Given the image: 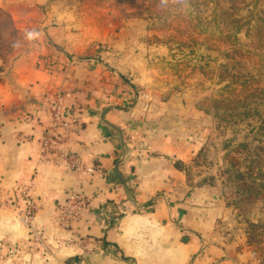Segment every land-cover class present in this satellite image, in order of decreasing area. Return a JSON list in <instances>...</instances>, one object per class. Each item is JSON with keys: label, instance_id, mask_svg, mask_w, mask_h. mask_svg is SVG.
Instances as JSON below:
<instances>
[{"label": "crops", "instance_id": "0c3cea01", "mask_svg": "<svg viewBox=\"0 0 264 264\" xmlns=\"http://www.w3.org/2000/svg\"><path fill=\"white\" fill-rule=\"evenodd\" d=\"M67 3L0 0L11 24L0 39V189L29 185L36 204L27 218L23 201L8 207L0 193V264H242L223 203L190 184L199 148L185 93L157 77L139 42H124L126 22ZM57 91L70 94L57 149L93 174L39 157L44 99ZM106 107L121 136L100 123ZM73 193L86 204L65 227Z\"/></svg>", "mask_w": 264, "mask_h": 264}, {"label": "rangeland", "instance_id": "374dc122", "mask_svg": "<svg viewBox=\"0 0 264 264\" xmlns=\"http://www.w3.org/2000/svg\"><path fill=\"white\" fill-rule=\"evenodd\" d=\"M66 6L109 12L114 26L126 22L124 42H139L137 52L157 77L190 97L199 148L190 184L206 186L223 203L238 261L264 264V0H69ZM7 31L11 24L0 10V39Z\"/></svg>", "mask_w": 264, "mask_h": 264}, {"label": "built area", "instance_id": "2783aa9c", "mask_svg": "<svg viewBox=\"0 0 264 264\" xmlns=\"http://www.w3.org/2000/svg\"><path fill=\"white\" fill-rule=\"evenodd\" d=\"M70 97V94L65 91H57L54 95H50L44 99V105L50 116L49 128L43 135L40 141V159L45 161H51L53 163H63L67 168L77 171H82L84 174H93L96 172L97 167L95 165L84 166L76 159V157L63 149H57L59 145V139L65 135L64 131L69 130V119L65 118L66 101ZM49 153L56 155L55 159L48 158ZM29 185L20 187L17 189L18 195H11L10 193L3 192L0 189L3 202L8 207H17L19 201H23L25 205L24 211L26 217L30 218L33 212L36 210V204L31 200L29 196ZM3 194V196H2ZM86 201L79 193H73L68 196L67 203L62 208V220L64 226L67 227L68 222L78 218L79 210L85 206ZM41 231L34 233V237L38 240Z\"/></svg>", "mask_w": 264, "mask_h": 264}, {"label": "water", "instance_id": "95a60500", "mask_svg": "<svg viewBox=\"0 0 264 264\" xmlns=\"http://www.w3.org/2000/svg\"><path fill=\"white\" fill-rule=\"evenodd\" d=\"M183 99H184V102H185L186 106L191 107V100H190V97H189L188 95H184ZM110 109H111V107H106V108L103 110V112H102V114H101V117H100V123H101L103 126L107 127L109 130H111L113 133H116V132H117V133H119V135L121 136V135H122L121 130H120L118 127H116L115 125H113L112 123H110V122H108V121L105 120V115H106V113H107ZM117 172L119 173V176L122 178V175L120 174L118 168H117ZM214 198H215V197H214Z\"/></svg>", "mask_w": 264, "mask_h": 264}, {"label": "trees", "instance_id": "16d2710c", "mask_svg": "<svg viewBox=\"0 0 264 264\" xmlns=\"http://www.w3.org/2000/svg\"><path fill=\"white\" fill-rule=\"evenodd\" d=\"M257 184H258V185H262V186H263V183H257ZM252 227H254L255 229H256V228H258V226H256V225H253V224H252Z\"/></svg>", "mask_w": 264, "mask_h": 264}]
</instances>
